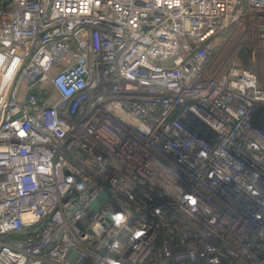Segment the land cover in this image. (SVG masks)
<instances>
[{
  "label": "built area",
  "instance_id": "1",
  "mask_svg": "<svg viewBox=\"0 0 264 264\" xmlns=\"http://www.w3.org/2000/svg\"><path fill=\"white\" fill-rule=\"evenodd\" d=\"M253 112L264 0H0V264H264Z\"/></svg>",
  "mask_w": 264,
  "mask_h": 264
},
{
  "label": "rangeland",
  "instance_id": "2",
  "mask_svg": "<svg viewBox=\"0 0 264 264\" xmlns=\"http://www.w3.org/2000/svg\"><path fill=\"white\" fill-rule=\"evenodd\" d=\"M216 45L219 51L215 58L218 59L222 65L226 61L228 63L236 56L243 55L241 61L246 59L250 68L255 71L257 70V62L252 61L248 51L250 47H256L258 44L247 31L241 32L240 29H228L216 37ZM241 45L244 47L242 53L240 52ZM77 224L79 227L85 228L87 226V221L83 219Z\"/></svg>",
  "mask_w": 264,
  "mask_h": 264
},
{
  "label": "water",
  "instance_id": "3",
  "mask_svg": "<svg viewBox=\"0 0 264 264\" xmlns=\"http://www.w3.org/2000/svg\"><path fill=\"white\" fill-rule=\"evenodd\" d=\"M251 124L264 130V123H262V121L259 119V116L257 115L256 112L255 113L253 112L251 116ZM107 199H108L107 194L104 192H100L98 196L96 197V199L91 204L92 209L97 211L100 208L101 204L106 202Z\"/></svg>",
  "mask_w": 264,
  "mask_h": 264
}]
</instances>
